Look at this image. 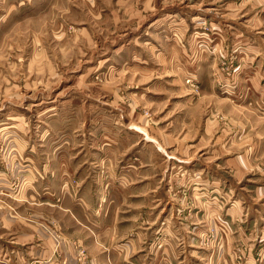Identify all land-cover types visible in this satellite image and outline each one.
<instances>
[{
	"label": "rangeland",
	"instance_id": "374dc122",
	"mask_svg": "<svg viewBox=\"0 0 264 264\" xmlns=\"http://www.w3.org/2000/svg\"><path fill=\"white\" fill-rule=\"evenodd\" d=\"M250 2L0 0V260L14 226L60 241L36 210L113 179L134 196L114 201L133 263L171 247L179 264H264V33L242 29L264 9Z\"/></svg>",
	"mask_w": 264,
	"mask_h": 264
},
{
	"label": "crops",
	"instance_id": "0c3cea01",
	"mask_svg": "<svg viewBox=\"0 0 264 264\" xmlns=\"http://www.w3.org/2000/svg\"><path fill=\"white\" fill-rule=\"evenodd\" d=\"M250 4H253V0H251V2L247 5ZM254 5L260 7V9H264V0H256L253 6ZM235 7L237 10L239 6L235 5ZM250 13L251 15L246 16L245 19H248V23L252 26H250L248 29H242L246 31L245 33L248 35L249 32H251L252 36L253 34L259 35L264 33V31L260 32L261 29H264V15H254L253 12ZM243 38L244 33L240 32V34H238V39L243 40ZM257 49L258 48H255L254 50L258 51ZM256 66L258 65H248L247 63L242 64L241 70H249ZM254 80L256 81L254 84L258 90L252 96L251 101L252 103L254 102L256 109H259L257 112H262L263 107H261L260 104L264 105V102L262 101L264 80L262 77L258 80L255 76ZM206 128V131L208 132L209 127ZM210 133L211 131L209 134ZM204 136L209 137L207 134ZM204 143L205 140L202 138L199 145ZM155 146L159 147V143L155 142ZM160 148L161 147L157 149L159 150ZM101 163H103V161H96L95 165L98 166L101 165ZM103 165L104 164H102V166ZM112 173V171H109V176L112 177ZM122 182L123 181L121 180H118V182L117 180L113 181V179H109V182H104V184H99L98 182L97 184H92L91 182H87L85 187H78L80 190L78 189L77 193H70L68 195L64 192V197L60 196L61 199H64V207L60 205L59 208L62 210H59L58 214L52 211L50 215H47L45 212H43V210H36L32 214V217L36 221L39 219H55L56 222L58 221L59 230L61 232L59 233L61 236L60 241L58 239L55 240L51 238L49 235H46L42 229L38 227L36 222H32V224L27 223L26 226L29 228H24L22 225L23 231L14 226V229L11 228V230L12 235L16 239L12 247L16 248L10 247V254L8 255V253L5 252V258L1 259L0 263L77 264L76 259L78 258L79 249L81 247H86L89 252L90 264H135L130 260L128 253L134 251L137 248L139 241L137 239H125L119 241L121 239L118 238L120 232L117 227L118 216L120 212L125 214L128 209L124 208L128 206L127 204H124L122 207L121 204H114V201L118 200L116 198H122L124 200H128L130 197L134 198V196H131L130 193L126 192V190L121 187ZM125 183L127 182L125 181ZM126 188L128 187L126 186ZM118 191H123V194L118 196ZM56 194L53 195L56 196ZM195 194L202 196L199 197L202 198V200L197 197L198 200L195 203L198 205L202 201V206H204V190L202 193L195 192ZM135 196L138 197L139 195ZM190 198L193 199V196L191 195L188 199ZM67 201H69V206L65 205ZM186 206L192 208V206ZM193 209L198 211L197 214H204L206 208L202 209L200 207L195 209L193 207ZM209 211L211 212L210 208ZM7 219L15 220L11 216L10 218L7 217ZM190 220H194V216H192ZM165 221L168 222L170 220ZM123 222L126 223V219ZM171 224L172 227H164V229L167 231L168 229L172 230L175 228L173 223ZM14 230L15 232H13ZM38 235L39 237H37ZM58 242L60 243V247L57 246ZM175 243V239H170L168 245L173 246ZM155 262V264H179V259L177 253L172 251L171 247H168L165 249V251H162L161 254H158ZM78 264L80 263L78 262Z\"/></svg>",
	"mask_w": 264,
	"mask_h": 264
},
{
	"label": "bare ground",
	"instance_id": "6f19581e",
	"mask_svg": "<svg viewBox=\"0 0 264 264\" xmlns=\"http://www.w3.org/2000/svg\"><path fill=\"white\" fill-rule=\"evenodd\" d=\"M196 21V20H195Z\"/></svg>",
	"mask_w": 264,
	"mask_h": 264
}]
</instances>
